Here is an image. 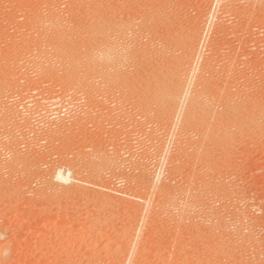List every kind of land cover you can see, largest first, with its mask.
Segmentation results:
<instances>
[{"label": "rangeland", "instance_id": "obj_1", "mask_svg": "<svg viewBox=\"0 0 264 264\" xmlns=\"http://www.w3.org/2000/svg\"><path fill=\"white\" fill-rule=\"evenodd\" d=\"M0 264H264V0H0Z\"/></svg>", "mask_w": 264, "mask_h": 264}, {"label": "bare ground", "instance_id": "obj_2", "mask_svg": "<svg viewBox=\"0 0 264 264\" xmlns=\"http://www.w3.org/2000/svg\"><path fill=\"white\" fill-rule=\"evenodd\" d=\"M222 9H223V8H222ZM225 9H226V8H225ZM111 39H112V38H111ZM112 47H113V46H112ZM103 56H104V55H103ZM113 56H115V55H113ZM96 57H97V56H96ZM101 57H102V56H101ZM111 60H113V59H111ZM109 62H110V54H109V52H108V53L106 52L104 59L101 60V63H102V64H107V63H109ZM102 64H101V65H102ZM106 67H107V66H106ZM100 69H101V68H100ZM187 80H188V79H187ZM184 86H185V85H184ZM182 87H183V86H182ZM190 91H191V90H190ZM180 95H181V94H180ZM184 96H185V94L183 95V98H184ZM185 97H187V96H185ZM178 99H179V98H178ZM180 100L182 101V98H180ZM180 100H179V101H180ZM181 101H180V103H181ZM177 102H178V101H177ZM178 103H179V102H178ZM180 105H181V104H180ZM200 105H201V104H200ZM178 107H179V106H178ZM179 109H181V108H179ZM215 113H216V112H215ZM203 115H204V114H203ZM219 116H220V115H219ZM184 118H185V117H184ZM202 121H203V120H202ZM203 124H204V123H203ZM67 175H68V174H67ZM67 175H66V173L60 172V173H58L57 177L59 178L60 181H62V182L64 183V182L68 181V176H67ZM57 177H56V178H57ZM69 179H70V178H69ZM8 180H9V179L6 178V179L4 180V182L7 183ZM59 180H58V181H59ZM60 181H59V182H60ZM6 183H5V184H6ZM66 183H67V182H66ZM66 183H64V184H66ZM3 184H4V183H3ZM63 189H65V187H63ZM65 190H66V189H65ZM65 190H63L62 192H64ZM60 193H61V192H59V194L57 193V196L60 195ZM140 200H141V199H140ZM137 205H138V204H137ZM138 208H139V207H138Z\"/></svg>", "mask_w": 264, "mask_h": 264}]
</instances>
